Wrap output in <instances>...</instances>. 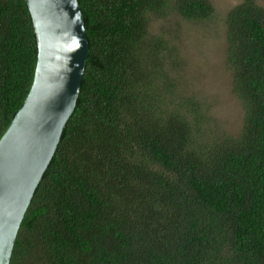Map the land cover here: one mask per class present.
<instances>
[{"label": "trees", "instance_id": "trees-1", "mask_svg": "<svg viewBox=\"0 0 264 264\" xmlns=\"http://www.w3.org/2000/svg\"><path fill=\"white\" fill-rule=\"evenodd\" d=\"M79 2L90 45L81 91L10 264H264V5L243 0L226 18L245 108L235 134L207 128L196 103L172 100L174 51L164 58L148 34L150 14L173 5L205 21L211 0ZM37 52L26 0H0V138Z\"/></svg>", "mask_w": 264, "mask_h": 264}, {"label": "water", "instance_id": "water-1", "mask_svg": "<svg viewBox=\"0 0 264 264\" xmlns=\"http://www.w3.org/2000/svg\"><path fill=\"white\" fill-rule=\"evenodd\" d=\"M37 61L23 105L0 138V264H10L21 223L77 106L90 54L79 0H26Z\"/></svg>", "mask_w": 264, "mask_h": 264}, {"label": "rangeland", "instance_id": "rangeland-1", "mask_svg": "<svg viewBox=\"0 0 264 264\" xmlns=\"http://www.w3.org/2000/svg\"><path fill=\"white\" fill-rule=\"evenodd\" d=\"M242 1L211 0L214 15L205 21L186 19L168 5L164 14H150L148 24L149 36L164 44L163 57L174 51L166 66L175 83L172 100L196 103L207 128L235 134L243 126L245 108L233 91L226 60V18Z\"/></svg>", "mask_w": 264, "mask_h": 264}]
</instances>
